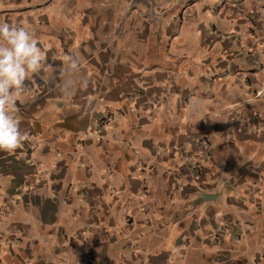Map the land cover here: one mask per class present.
<instances>
[{
	"label": "crops",
	"instance_id": "crops-1",
	"mask_svg": "<svg viewBox=\"0 0 264 264\" xmlns=\"http://www.w3.org/2000/svg\"><path fill=\"white\" fill-rule=\"evenodd\" d=\"M0 22L45 52L0 150V264H264V0H0Z\"/></svg>",
	"mask_w": 264,
	"mask_h": 264
},
{
	"label": "clouds",
	"instance_id": "clouds-1",
	"mask_svg": "<svg viewBox=\"0 0 264 264\" xmlns=\"http://www.w3.org/2000/svg\"><path fill=\"white\" fill-rule=\"evenodd\" d=\"M44 60L41 43L27 25L0 22V150L13 151L26 139L15 115L17 91Z\"/></svg>",
	"mask_w": 264,
	"mask_h": 264
},
{
	"label": "built area",
	"instance_id": "built-area-1",
	"mask_svg": "<svg viewBox=\"0 0 264 264\" xmlns=\"http://www.w3.org/2000/svg\"><path fill=\"white\" fill-rule=\"evenodd\" d=\"M114 120H115V114H113L112 112H107L103 117H101L98 120V122H97V130L98 131L103 130L106 126H108ZM87 255H88V257H91L92 256V252H89Z\"/></svg>",
	"mask_w": 264,
	"mask_h": 264
}]
</instances>
